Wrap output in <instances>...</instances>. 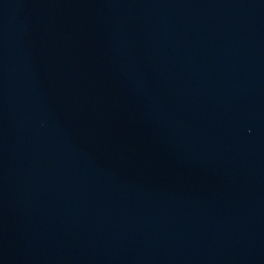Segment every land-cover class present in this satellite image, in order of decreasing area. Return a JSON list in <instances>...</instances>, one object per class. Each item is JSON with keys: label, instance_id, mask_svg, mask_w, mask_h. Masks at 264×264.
I'll list each match as a JSON object with an SVG mask.
<instances>
[{"label": "water", "instance_id": "obj_1", "mask_svg": "<svg viewBox=\"0 0 264 264\" xmlns=\"http://www.w3.org/2000/svg\"><path fill=\"white\" fill-rule=\"evenodd\" d=\"M0 264H264V0H0Z\"/></svg>", "mask_w": 264, "mask_h": 264}]
</instances>
